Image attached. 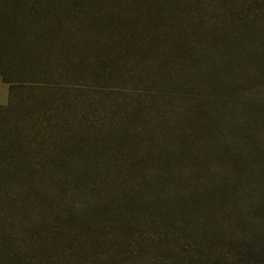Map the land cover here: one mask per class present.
<instances>
[{
  "label": "trees",
  "instance_id": "trees-1",
  "mask_svg": "<svg viewBox=\"0 0 264 264\" xmlns=\"http://www.w3.org/2000/svg\"><path fill=\"white\" fill-rule=\"evenodd\" d=\"M256 1L226 23L214 0H0V264H75L79 222L101 215L169 221L158 264H264V238L237 235L255 219L221 214L262 110L237 95L264 87ZM78 82L141 95L94 104Z\"/></svg>",
  "mask_w": 264,
  "mask_h": 264
},
{
  "label": "rangeland",
  "instance_id": "rangeland-1",
  "mask_svg": "<svg viewBox=\"0 0 264 264\" xmlns=\"http://www.w3.org/2000/svg\"><path fill=\"white\" fill-rule=\"evenodd\" d=\"M205 1L203 0V3ZM214 2L218 4L214 12L221 15V17L227 18L226 23H247L263 14L257 10V5H261V3L256 0H214ZM204 12L206 13V10ZM207 14L214 13L207 12ZM232 27L222 26L220 29H226L229 32ZM248 88L249 85H245L244 94H237L239 95V99H248L247 101L253 107L250 110L252 111L250 114L254 115V117H256V112L260 110V105H262V110L261 112H257L259 120L255 118L258 122L250 126L251 129L249 134H247L250 136L247 148H249L251 153L249 152L250 155L239 157L237 160V175L234 176L238 178V181L234 182L235 180L231 179L233 175L228 176L226 174L224 176V179L231 186L235 187L229 194L232 201H226V206L223 208L221 214L225 216L228 211H231L232 206L236 204L237 210L228 218L225 217L222 220L223 225H227L225 221L234 222V215L236 213L247 214L250 216V219L254 218L255 220L248 222L254 223L258 227L255 226L256 229L252 230V225H247L244 232L237 235L254 239L255 243H258L264 238V209L261 211L257 209L261 208L262 200L264 199V194L262 195L264 192H262L264 189V121H262L261 116V114H264V87L254 86L252 92H249ZM138 89H141L139 85L133 87L118 83H105L103 86H100L91 82H78L75 86V91L81 93L80 98L82 100H91L94 104H98L99 101L106 97L111 100L116 99L121 103L124 101L129 102L132 97L141 95L138 93ZM6 97L7 86L0 82V103H4ZM124 98L126 99L124 100ZM253 157L254 160H252ZM250 184L256 187L254 191L249 190ZM235 189L236 191H234ZM79 210L82 211L81 207H79ZM138 219L135 223H124L122 221V224L116 220L115 216H108L106 218V215H101L92 220L80 221L81 228L76 230L79 232H76V246L78 249L75 264L76 262L80 264H158V261H164L167 253L155 251L153 247L157 246L161 236H163L162 239L166 237L170 242H175L181 233L173 236L167 228L171 224L169 221L165 226L164 223L160 222L141 221L143 217H139ZM83 225L91 226V228L88 231H84L87 228L83 227ZM250 228L251 232L255 235L253 233L248 235ZM172 231L174 234L177 233L175 228ZM85 232L87 233L85 234ZM234 236L237 237L236 235ZM221 238L224 239L222 240L224 242L219 243L216 253L219 257L228 258L227 255L230 253H228L226 246L222 245L228 242L227 235ZM91 242L92 245H90ZM168 243V241L161 242V247ZM190 248V245L186 243L180 250L190 251Z\"/></svg>",
  "mask_w": 264,
  "mask_h": 264
},
{
  "label": "crops",
  "instance_id": "crops-1",
  "mask_svg": "<svg viewBox=\"0 0 264 264\" xmlns=\"http://www.w3.org/2000/svg\"><path fill=\"white\" fill-rule=\"evenodd\" d=\"M1 104V103H0Z\"/></svg>",
  "mask_w": 264,
  "mask_h": 264
}]
</instances>
